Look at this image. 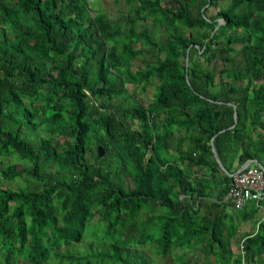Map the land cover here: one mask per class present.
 I'll use <instances>...</instances> for the list:
<instances>
[{"label":"trees","instance_id":"1","mask_svg":"<svg viewBox=\"0 0 264 264\" xmlns=\"http://www.w3.org/2000/svg\"><path fill=\"white\" fill-rule=\"evenodd\" d=\"M125 4L0 0V264L255 263L264 222L241 240L224 198L264 166V0Z\"/></svg>","mask_w":264,"mask_h":264},{"label":"rangeland","instance_id":"2","mask_svg":"<svg viewBox=\"0 0 264 264\" xmlns=\"http://www.w3.org/2000/svg\"><path fill=\"white\" fill-rule=\"evenodd\" d=\"M87 2L89 4H91L92 7H94L95 9L96 8H102L103 11L106 12L107 18L109 20H113V19L120 17L127 9V6L125 4V0H87ZM225 3H226V1L225 2L220 1L219 3H217V5L215 7L210 8L207 13L208 14H215V11L218 8L224 7ZM90 13L92 14L93 10H91ZM220 21H221V23L223 22L221 19H220ZM148 25L150 26L151 30L154 29L153 26L151 25V22H148ZM161 36L165 37L163 32L161 33ZM133 64H134V66H139L140 62L133 61ZM153 92H154L153 86L149 85L145 90H139V94L137 93L135 95V100L143 103L144 105H147L149 102H151ZM9 163H15V164H17V166H20L21 163H23V162L21 161V163H20L19 161H16L15 158H13V157L0 156V169L3 168L4 165L9 164ZM0 183L3 186H8V187L10 186V187H14V188L23 184L20 181L12 182V181L4 180L1 178H0ZM225 208H226V211L231 216H235V218L240 217V214H239L240 212L235 210L232 206L225 205ZM257 218H258L257 216H254L252 220H249L246 223L249 225H251V224L254 225V223H252L251 221H253V220L255 221ZM241 228L242 229H247V228L249 229V226L245 227L242 224L240 229ZM79 247H81V249H82L84 246L82 243H80L78 246H75V248H79ZM232 250L235 254H237L240 251V247L233 246ZM174 252L177 253L179 251L175 250ZM146 253L151 257V259L154 261L155 264H178V262H177V260L173 254H171L170 256H168L166 258H162L160 255L155 254L151 249L150 250L147 249ZM188 257L192 260V263H195V264H206L207 262H209L211 260V257H205L202 251H195V252L193 251L190 254H188ZM260 260H263V262H264V255L261 259L259 258L258 260H256L255 263L251 262V264L259 263ZM245 263H246V260L244 261V264ZM212 264H216V263L213 262ZM231 264H234V263H231Z\"/></svg>","mask_w":264,"mask_h":264},{"label":"built area","instance_id":"3","mask_svg":"<svg viewBox=\"0 0 264 264\" xmlns=\"http://www.w3.org/2000/svg\"><path fill=\"white\" fill-rule=\"evenodd\" d=\"M230 189L226 199H229L237 209H243L250 203L262 207L264 202V167L261 164H249L241 171L229 174Z\"/></svg>","mask_w":264,"mask_h":264},{"label":"crops","instance_id":"4","mask_svg":"<svg viewBox=\"0 0 264 264\" xmlns=\"http://www.w3.org/2000/svg\"><path fill=\"white\" fill-rule=\"evenodd\" d=\"M213 147V146H212ZM215 157V156H214ZM216 159V158H215ZM263 159H264V157H263ZM250 160V159H249ZM217 161V160H216ZM221 162V161H220ZM257 164L258 162H257V160L255 159V160H251V163L250 164ZM219 164V163H218ZM222 164V163H221ZM258 164H260V163H258ZM223 165V164H222ZM262 165V164H261ZM263 166V165H262ZM219 167H220V165H219ZM224 167V166H223ZM241 167V165L239 166V165H237L236 164V162L233 164V169L235 170V171H237L239 168ZM264 167V166H263ZM220 169L222 170V171H224V172H226V170H225V168H224V170L220 167ZM234 171V172H235ZM207 177L208 178H210V179H212V180H214V183H212V190H213V194L216 192V189L217 188H215L216 186L215 185H219V180H218V176H216V178L214 179V178H211L212 176H210V175H207ZM227 196V195H226ZM214 197V196H213ZM213 197H211V198H209V199H213ZM224 199H226V197L224 198ZM234 207V206H233ZM234 209L235 210H241V209H237V208H235L234 207ZM242 210H246V211H244V215H242V214H240V217L239 218H235V216H232V220H233V223H234V225L237 227V229H236V232H237V236L241 239V238H243L244 236H246V234H250V235H254L256 232H257V229H258V225H259V223H261V222H264V202L262 203V207L260 208V207H258V206H256L255 205V203H250L247 207H245V208H243ZM241 210V211H242ZM249 214V215H248ZM254 216H257L258 218V220L255 222L254 220L253 221H251L252 223H254V225H249V224H247L246 222H248L249 220H252L253 219V217ZM242 224L245 226V227H247V226H249V229L247 228V229H240V227L242 226ZM245 230V231H244ZM242 240V239H241ZM242 242V241H241ZM263 255H264V253L261 255L260 254V256L259 257H257L256 259H255V261L256 260H258L259 258L261 259L262 257H263ZM263 262V260H260V262L259 263H257V264H261Z\"/></svg>","mask_w":264,"mask_h":264},{"label":"water","instance_id":"5","mask_svg":"<svg viewBox=\"0 0 264 264\" xmlns=\"http://www.w3.org/2000/svg\"><path fill=\"white\" fill-rule=\"evenodd\" d=\"M218 22H219V24L221 23L220 19H218ZM219 24H218V25H219ZM218 25H217L216 27H218ZM216 27H215V28H216ZM235 116H236V112H235ZM97 149H98L99 156H103V154H104V149H103V147H102V146H98ZM212 150H213V153H214V156H215L217 162L219 163L220 167L224 170V167H223V165L221 164L220 159H219V157H218V155H217V153H216L214 147H212ZM250 163H251V160H247L243 165H241V167H240L237 171H241L242 169H244V168H245L247 165H249Z\"/></svg>","mask_w":264,"mask_h":264}]
</instances>
